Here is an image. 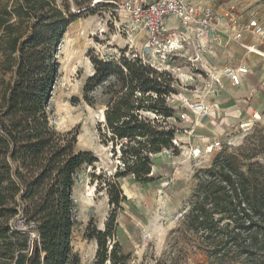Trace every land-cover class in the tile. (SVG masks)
<instances>
[{"label":"trees","instance_id":"1","mask_svg":"<svg viewBox=\"0 0 264 264\" xmlns=\"http://www.w3.org/2000/svg\"><path fill=\"white\" fill-rule=\"evenodd\" d=\"M1 1L0 72L11 76L0 80V264H80L72 244L78 223L75 174L98 158L77 147V130L61 132L52 124L50 104L60 75L59 44L67 28L81 14L112 4ZM89 57L94 73L84 85L82 100L105 106L98 131L119 163L106 183L113 211L105 229L91 220L86 237L97 241L94 264H129L130 252L115 238L118 210L127 200L118 178L151 182L154 156L165 150L179 154L175 140L181 129L172 119L181 120L170 103L179 93L178 79L138 54L122 51L118 58L105 59L90 50ZM260 153L264 132L247 136L236 151L221 150L210 167L195 173L186 226L217 264H264ZM156 264L167 263L161 259Z\"/></svg>","mask_w":264,"mask_h":264},{"label":"rangeland","instance_id":"2","mask_svg":"<svg viewBox=\"0 0 264 264\" xmlns=\"http://www.w3.org/2000/svg\"><path fill=\"white\" fill-rule=\"evenodd\" d=\"M94 1L89 7L95 6ZM218 1L221 9L233 6L264 22V0ZM112 8L101 6L95 13H83L67 28L59 44L60 75L50 104L52 124L61 132L77 130V147L93 151L98 158L75 174L73 198L78 223L72 244L80 255V264L95 263L97 241L88 239L86 230L91 220L99 229H105L113 211L106 183L119 163L112 145L104 144L98 131L105 106L92 107L82 100L84 85L94 73L89 51L105 59L118 58L125 51L129 56L138 54L146 61L155 60L146 47L144 28L133 25L131 18L118 16ZM246 41L258 42L250 36ZM241 63L251 66L253 73L245 78L244 86H233L223 71ZM161 67L178 79L179 93L170 103L181 120L177 123L172 119L181 129L177 137L179 154L165 150L159 159L155 158L157 166L151 182L141 183L133 176L118 178L127 200L118 210L115 238L130 252L129 264H156L161 259L167 264H217L208 255L206 244L186 226L195 173L210 167L221 150L236 151L247 136L264 132V55L248 52L228 34L200 40L192 33L181 52ZM10 76L11 72H0V80H9ZM246 87H251L249 93H243ZM75 98L79 99L76 103ZM199 102L211 107L193 110V104ZM217 140L218 148L214 145ZM252 141L257 143L255 138ZM259 156L264 161V153Z\"/></svg>","mask_w":264,"mask_h":264},{"label":"built area","instance_id":"3","mask_svg":"<svg viewBox=\"0 0 264 264\" xmlns=\"http://www.w3.org/2000/svg\"><path fill=\"white\" fill-rule=\"evenodd\" d=\"M110 3L118 16L131 18L133 25L144 28L147 35L146 47L156 60L149 62L160 69L172 55L181 52L192 32L200 40L220 33L231 35L248 52L256 53L259 46H264V22L259 16L237 13L233 6L220 12L212 0H110ZM171 18H176L179 25L170 27ZM249 36L255 38L257 44L246 42ZM249 72L250 67L242 64L225 68L223 76L232 85L238 86ZM210 107L203 102L192 106L196 111ZM175 143L179 144L178 140ZM214 145L220 147V141L217 140Z\"/></svg>","mask_w":264,"mask_h":264},{"label":"crops","instance_id":"4","mask_svg":"<svg viewBox=\"0 0 264 264\" xmlns=\"http://www.w3.org/2000/svg\"><path fill=\"white\" fill-rule=\"evenodd\" d=\"M216 1V2H215ZM212 3L214 4V6L220 11V12H222V11H224L225 10V8H223V9H221V7H220V2L218 1V0H212ZM237 11V13H243V11L242 10H236ZM169 24H170V27L172 26V27H176V26H178L179 25V22H178V20L176 19V18H171V20H170V22H169ZM193 33V32H192ZM192 33L189 35V38L192 36ZM194 35H195V33H193ZM247 40V39H246ZM247 42V41H246ZM263 49H260L259 48V51H261V53H263V55H264V46H261ZM258 55H260V54H258ZM242 64H245V63H241L240 65H242ZM246 65H248V64H246ZM253 73V70H252V68H251V66H250V72L248 73V74H246L245 76H244V79H243V81H242V83L240 84V85H238V86H244V80H245V78H247L248 77V75H250V74H252ZM234 86V85H233ZM254 86H255V84H254ZM251 87H249V88H245V90H243V93H249L250 92V89ZM245 95V94H244ZM235 100V102H239V100H236L237 98H234ZM216 105V104H215ZM218 105V104H217ZM217 107H219V105L217 106ZM237 111L238 110H240V108L238 107L237 109H236ZM164 152L165 151H163V152H161V153H159V154H156L155 156H154V158H160V155H162V154H164ZM159 164V163H158ZM155 166H157V165H155L154 164V166H153V170H154V167ZM153 174H154V171H153Z\"/></svg>","mask_w":264,"mask_h":264},{"label":"water","instance_id":"5","mask_svg":"<svg viewBox=\"0 0 264 264\" xmlns=\"http://www.w3.org/2000/svg\"><path fill=\"white\" fill-rule=\"evenodd\" d=\"M104 119H105V116H104V111H103L102 119L100 121H103Z\"/></svg>","mask_w":264,"mask_h":264},{"label":"bare ground","instance_id":"6","mask_svg":"<svg viewBox=\"0 0 264 264\" xmlns=\"http://www.w3.org/2000/svg\"><path fill=\"white\" fill-rule=\"evenodd\" d=\"M256 53H257V54H260V55H263V53H261V52H259V51H257ZM197 152H198V151H197Z\"/></svg>","mask_w":264,"mask_h":264}]
</instances>
